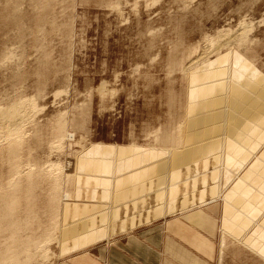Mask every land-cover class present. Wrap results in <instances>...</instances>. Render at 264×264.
Returning <instances> with one entry per match:
<instances>
[{
	"label": "rangeland",
	"instance_id": "obj_1",
	"mask_svg": "<svg viewBox=\"0 0 264 264\" xmlns=\"http://www.w3.org/2000/svg\"><path fill=\"white\" fill-rule=\"evenodd\" d=\"M43 2L0 0V108L10 111L24 101L29 103L30 116L24 125L23 150H10L7 140L0 138L2 208L7 209L8 202L11 206L14 193L26 194L25 181L31 171L34 180L42 172L45 177L32 186V190L38 188L33 192L38 202L33 203L37 217L29 221L32 230L24 222L17 236L30 243L39 240L38 244L29 243L28 250L21 247L19 255L13 247L17 242L12 244L10 238L8 250L14 249L16 255L8 260L5 253L0 264H57L61 260L67 249L61 252L62 241L76 229L68 228L70 215L79 216L88 209L73 203L89 197L77 190L86 171L98 169L106 173L104 186L112 184L102 195L109 199L105 216L95 223L104 225L109 238L115 187L165 176L163 183L172 196L181 187L176 184L178 178L209 164L205 160L215 151L222 158L226 154L224 164L228 162V155L239 150L226 146V140L230 143L245 133L262 141L253 144L261 154L253 152L250 161H255L252 171L261 164V179L259 188L252 190L242 187L241 177L230 186L231 191L217 196L225 202L226 213L217 264H264V101L258 100L264 89V0H48L45 7ZM239 96L251 99L252 115L250 111L230 127L202 132L191 141L186 130L195 128L198 111L205 109L202 113L210 120L223 98ZM12 157L13 161L19 157L20 171L27 178L14 176ZM51 165L60 168L57 176L50 173ZM11 176L14 179L9 180ZM53 178L60 180L59 186ZM7 179L13 186L8 187ZM19 179L22 185L23 180L27 183L24 188L15 181ZM239 187L243 191L235 203L231 200L240 193ZM124 210L132 212L130 207ZM22 211L18 212L21 220H28ZM232 217L237 225L231 223ZM87 219L74 220L84 223ZM95 224L90 226L95 228ZM1 227L0 253H4L12 232Z\"/></svg>",
	"mask_w": 264,
	"mask_h": 264
},
{
	"label": "crops",
	"instance_id": "obj_2",
	"mask_svg": "<svg viewBox=\"0 0 264 264\" xmlns=\"http://www.w3.org/2000/svg\"><path fill=\"white\" fill-rule=\"evenodd\" d=\"M255 142L262 141L249 133L230 140V143L226 140V146L235 145L239 152L228 155V162L224 164L226 154L222 158L220 151H215L205 160L209 164L203 165L205 161H202L198 169L185 175L187 177L178 178L176 184L181 187L173 191L172 196L171 189L163 183L165 176L115 187L109 238L102 228L104 225L95 223L105 216L104 205L109 204V199L102 195L112 184L104 186L102 177L106 173L98 169L86 171L85 175L89 177L85 176L77 190L86 191L85 196L89 197H81L73 203L88 209L80 211L79 216L70 215L73 219L68 228L76 226V229L62 241L61 252L65 247L67 249L57 264H217L218 238L226 220L225 202H220L217 196L230 190L241 177L242 187L259 188L261 164L252 171L255 161L250 162L253 152L259 153V149L253 147ZM243 159L246 164L242 163ZM93 176L94 181L87 182ZM239 190L231 201L236 203L241 198L243 188L239 187ZM129 207L132 212L126 213L124 209ZM79 217H86L88 221L76 223L74 219ZM235 220L232 217L233 225H237ZM227 221H231L230 217Z\"/></svg>",
	"mask_w": 264,
	"mask_h": 264
},
{
	"label": "bare ground",
	"instance_id": "obj_3",
	"mask_svg": "<svg viewBox=\"0 0 264 264\" xmlns=\"http://www.w3.org/2000/svg\"><path fill=\"white\" fill-rule=\"evenodd\" d=\"M37 1H41V0H37ZM43 1H46L45 3H47V1L48 0H43ZM41 3V2H40ZM44 3V2H43ZM45 3H44V6L43 7H45L46 5H45ZM154 3V2H153ZM16 21V20H15ZM18 24V23H17ZM19 28V27H18ZM40 33V32H39ZM26 34V33H25ZM226 44H228V43H226ZM7 55V54H6ZM3 58V57H2ZM243 59V58H242ZM211 86V85H210ZM210 89V88H209ZM260 92V94H259V97H260V99L258 98V100H260V102H263L264 101V89L262 90V91H259ZM228 98V97H227ZM251 100V99H250ZM250 100H248V98H246V99H244L242 96H239V97H236V98H234V100H227V99H225V98H223V100H221V104H220V106H219V104L217 105L218 106V108L217 109H215L214 108V112L212 113L213 114V116H211V117H213L212 119H210V120H207V118L204 116L205 114H203L202 112H203V110H205V109H199L200 110V112L198 111V113H196L198 116L196 117V119L197 120H195L196 122H200L201 124H200V126L202 127V130H200L199 131V128H198V123H196V126H195V128H193L192 127V129H190L189 128V130H188V128H187V132H186V134L188 133V131H189V133L187 134V135H189L188 137H190L191 138V141L193 140V141H195V137H198V135L199 134H202V132H204L203 134L204 135H206L205 133L206 132H212V131H214V130H219V128L220 129H223V128H225L226 126H229L230 125V123L232 122V121H236V120H238L237 118H240L241 116H244L245 114L246 115H248L249 114V112H250V114L249 115H252V111H253V104H251V101ZM215 101V100H214ZM31 102V101H30ZM14 103H15V101H14ZM14 103H12V104H14ZM220 103V102H219ZM258 104V103H257ZM26 105H29V103L28 104H26L24 101L23 102H20V103H15L12 107H10L11 109H10V111H9V109H8V111H6L7 109L4 107V109H2V108H0V129H3V130H0V131H2V133L0 134L1 136H0V138H5L6 140H7V143H8V145L10 146H8V148L10 149V148H12V149H10V150H12L13 151V149L14 150H18L19 151V149H22L23 150V146H24V144H23V140H22V138H24V134H25V132H24V130H25V127H24V125L26 124V122H27V119H28V117H30V116H28L27 115V109H26ZM205 105V104H204ZM258 106H260V105H258ZM3 107V106H2ZM28 107V106H27ZM31 107V106H30ZM255 107H257L256 105H255ZM255 107H254V110L256 111V109H255ZM203 108H205V107H203ZM6 109V110H5ZM5 110V111H4ZM258 110V109H257ZM258 112V111H257ZM257 112H254V114H256L257 115ZM259 112H260V110H259ZM211 114V115H212ZM253 114V115H254ZM245 115V116H246ZM195 118V117H194ZM193 121V120H192ZM61 125H62V123H61ZM182 127V126H181ZM230 127V126H229ZM178 130V129H177ZM179 131V130H178ZM224 131H225V129H224ZM173 132V131H172ZM217 132V131H216ZM180 133V132H179ZM222 133V132H221ZM27 134V133H26ZM171 134V133H170ZM169 134V135H170ZM176 134V133H175ZM223 134V133H222ZM24 135V136H23ZM172 135L174 136V134L172 133ZM181 135V134H180ZM23 136V137H22ZM171 136V135H170ZM205 137V136H204ZM27 138V137H26ZM174 138V137H173ZM187 138V137H186ZM172 139V138H171ZM199 139V138H198ZM207 139V138H206ZM24 140H26V139H24ZM160 140V139H159ZM174 140V139H173ZM175 140H177V142H178V139H175ZM179 140L181 141V138L179 137ZM197 140V139H196ZM179 141V142H180ZM206 141V140H205ZM24 142H26V143H28L27 141H24ZM176 142V141H175ZM174 143V142H173ZM2 144V143H1ZM181 144V143H180ZM179 144V145H180ZM192 144V143H191ZM204 144V143H203ZM5 145V144H4ZM7 145V144H6ZM176 145H177V143H175V147H176ZM190 145V144H189ZM198 146V145H197ZM174 147V148H175ZM194 147V146H193ZM3 149L5 148V147H2ZM177 148V147H176ZM182 148V147H181ZM7 149V148H6ZM5 149V150H6ZM9 149H7L8 150V153L10 152L9 151ZM29 149H31V148H29ZM194 149V148H193ZM198 149V148H197ZM100 150H102V149H100ZM21 151V150H20ZM2 152V151H1ZM1 152H0V154H1ZM4 152H7V151H4ZM25 152V151H24ZM23 152V153H24ZM31 152V151H30ZM198 152H199V150H198ZM14 153L15 154H17L15 151H14ZM14 153H12L11 152V154H14ZM99 153H101L100 151H99ZM18 154H19V152H18ZM105 154V153H104ZM6 155V154H5ZM23 155V154H22ZM102 155V154H101ZM8 157H11L10 156V153H9V156ZM13 157H14V155H13ZM13 157H12V160H11V158H10V160H11V170H12V173L14 174V176L15 175H17V176H19L20 175V177H17V178H23V176H21V174H23L21 171H20V169H21V167L19 166V161H18V159H19V157H18V159L17 160H14L13 161ZM98 157H100V155L98 156ZM103 159H104V157L103 156H101ZM0 158H1V156H0ZM15 159V158H14ZM9 160V159H8ZM10 160H9V162H10ZM20 160V159H19ZM2 161V160H1ZM13 161V162H12ZM4 162H5V160H4ZM26 162V161H25ZM24 162V163H25ZM80 162V161H79ZM2 163V162H1ZM28 163V162H27ZM9 164V163H8ZM37 164V163H36ZM89 164V163H88ZM21 165V164H20ZM31 164H29V166H30ZM46 165H48V164H46ZM80 165V164H79ZM78 165V166H79ZM33 166H34V164H33ZM49 166V165H48ZM28 167V166H27ZM47 167V166H46ZM83 167V166H82ZM9 168V169H10ZM35 168V167H34ZM33 168V169H34ZM41 168V167H40ZM32 169V170H33ZM49 169V168H48ZM50 169L52 170H50V173L52 172V174H53V172H54V174H55V171L58 173V171H57V169L59 170L60 168H56V165L54 166V165H51L50 166ZM90 169V168H89ZM10 171V170H9ZM24 171V170H23ZM29 171H31L30 169H29ZM28 171V172H29ZM37 171V170H36ZM26 172V171H25ZM32 172V171H31ZM30 172V173H31ZM6 173V172H5ZM9 174H10V172H8ZM29 173V175H31ZM40 173V172H39ZM46 173H49V172H46ZM82 173V172H81ZM4 174V173H3ZM36 174V173H35ZM40 174H42V177H44L43 176V172L42 173H40ZM40 174H36L37 176H39ZM61 174V173H60ZM5 175V174H4ZM23 175H25V177H26V174H23ZM28 175V174H27ZM27 176L26 178H27V180L25 181V182H28V186H27V188H28V190H26L27 192H25L26 194H20V193H14V195L13 194H11V195H13V204H12V202H11V206L9 205V202L8 203H5V204H7L8 205V207H7V209H3L2 208V205L3 204H0V228H2L1 227V224H2V226H3V229H5V232L6 231H8V232H12V233H10V234H12V235H10V236H12V237H7V239L9 240V243H10V240L12 239V241H11V243L13 244L14 242L16 243L17 242V246H16V244H13V245H15V246H13L14 248H15V252H17L16 254H19L20 255V252H21V249H23V248H26L27 250H28V248H30L29 247V245H31V243L27 240V242H25L22 238H20L21 239V241H23V242H20L19 243V241H18V239H17V236H18V234L20 235L21 234V230L23 229V227H24V225H26V227L28 226L29 227V229H28V227H27V229L31 232V230H32V224H31V222H32V220L34 219L35 220V218H33L34 217V215H35V213H34V204L33 203H36V205H37V202L38 201H36V199H38V197L36 198V196L34 195L36 192H37V189L38 188H36L35 190H36V192L35 193H33L35 190H32L33 188H32V186L34 187V185H35V181L37 180V179H33V176ZM36 175L34 176V177H36ZM45 175V174H44ZM56 175V174H55ZM54 175V176H55ZM85 175V174H84ZM41 176V175H40ZM40 176H39V180L42 182V180L43 179H45V177L44 178H40ZM46 176V175H45ZM49 176V175H48ZM51 177H52V175H50ZM57 176V175H56ZM80 176V175H79ZM16 177V176H15ZM51 177H49V179H51ZM85 177V176H84ZM100 176H98V178H99ZM7 178V177H6ZM38 178V177H37ZM55 178H57L58 179V177H55ZM94 178H95V176H94ZM9 180L10 179H14V178H12V176H11V178H8ZM7 179V180H8ZM48 179V180H49ZM54 179V178H53ZM8 180V181H9ZM39 180H37V181H39ZM102 180V179H101ZM15 181H20V179L19 180H15ZM45 181V180H44ZM55 181H57L56 179H54V181H53V183L55 182ZM93 182L94 180H93V177H92V179L91 180H89V181H87V182ZM99 181V180H98ZM7 182V181H6ZM10 182V181H9ZM11 182H12V180H11ZM9 183L8 184V187H9V185L10 184H12V186H13V184H14V182L13 183ZM25 182H24V180H23V185L25 184ZM59 182H60V180L58 181V182H55V184H57L58 186H59ZM3 182H1V184H2ZM5 183V182H4ZM21 183V185L20 186H22L23 187V185H22V182H19V184ZM40 183V182H39ZM52 182L50 181V184H51ZM52 183V184H53ZM0 184V185H1ZM37 184V183H36ZM49 184V185H50ZM54 184V185H55ZM25 185H27V183L25 184ZM38 185V184H37ZM37 185H35V187H37ZM4 186V185H3ZM11 186V187H12ZM15 186V185H14ZM40 186V185H39ZM21 187V188H22ZM34 187V188H35ZM57 187V186H56ZM56 187H54V188H56ZM15 188V187H14ZM18 188H20L19 187V185H18ZM24 188V187H23ZM58 189V188H57ZM10 190H11V188H10ZM21 190V189H20ZM19 190V191H20ZM2 191V190H1ZM6 191V190H5ZM8 191V190H7ZM18 191V192H19ZM22 191H24V190H22ZM9 192V191H8ZM10 193V192H9ZM5 194H7V192L5 193ZM41 194V193H40ZM1 195V194H0ZM43 195V194H42ZM4 196V195H3ZM2 196V197H3ZM9 196V195H8ZM38 196V195H37ZM19 197V198H18ZM8 198H10V196L8 197ZM8 198H7V201H8ZM0 199H1V197H0ZM3 199V198H2ZM6 199V198H5ZM5 199L3 200V201H5ZM12 199V198H11ZM40 200V199H39ZM36 201V202H35ZM0 202H2V200L0 201ZM6 202V201H5ZM3 203V202H2ZM19 204H20V206H19ZM4 206V205H3ZM6 206V205H5ZM5 208V207H4ZM17 208H18V210H17ZM26 208H28L27 210H25ZM53 208H56V204L54 205V207ZM20 209V210H19ZM35 209H36V207H35ZM23 210V211H22ZM51 210V209H50ZM53 210V209H52ZM20 211H22L23 213H25V218L26 217H28L27 219L28 220H24V219H22L21 220V218H23V217H21L22 216V214L20 215L18 212H20ZM37 212V211H36ZM50 212V211H49ZM53 212V211H52ZM51 212V213H52ZM18 213V214H17ZM37 214V213H36ZM53 214V213H52ZM18 215H20L19 217H18ZM39 216H40V213L38 214ZM51 215V214H50ZM55 215H56V213H55ZM36 217H37V215H35ZM21 217V218H20ZM51 217H52V215H51ZM50 218V217H49ZM19 220H21V221H19ZM33 220V221H34ZM41 220V219H40ZM23 221V222H22ZM29 221H31V222H29ZM26 223V224H22V223ZM35 222H38V221H35ZM52 222V221H51ZM53 223V222H52ZM39 224V223H38ZM45 224V223H44ZM40 225V224H39ZM52 225H54L55 226V224H52ZM34 226V225H33ZM25 228V227H24ZM55 228V227H54ZM27 229H25V231L27 230ZM41 229V228H40ZM49 229V228H48ZM20 230V231H19ZM27 230V231H28ZM34 230V229H33ZM2 231V230H1ZM4 231V230H3ZM18 231L20 232V233H18ZM36 231V230H35ZM39 231V230H38ZM5 232H3V233H5ZM23 233V232H22ZM47 234H49L48 233V231H47ZM46 234V235H47ZM52 234V233H51ZM8 235V236H9ZM30 235H31V233H30ZM37 235H38V233H37ZM23 236V235H22ZM29 236V235H28ZM43 236H44V234H43ZM48 236V235H47ZM19 237H21V236H19ZM24 237V236H23ZM32 237V236H31ZM40 237V236H39ZM49 237V236H48ZM4 238H6V237H4ZM11 238V239H10ZM15 239V240H14ZM19 239V240H20ZM28 239H30V240H32L31 238H28ZM7 240V241H8ZM46 240V239H45ZM6 241V240H5ZM6 241V242H7ZM14 241V242H13ZM33 241H34V239H33ZM39 241V240H38ZM38 241H34L33 243H35L36 242V244L35 245H37L38 243ZM44 241V240H43ZM49 241V240H48ZM6 242H2V245H3V243H6ZM46 242H47V240H46ZM8 243V242H7ZM11 243H10V245L9 244H6V247L7 246H9V247H12L11 246ZM23 244V245H21V246H19L20 244ZM25 243H27L26 245H24ZM30 243V244H29ZM32 243V244H33ZM48 243V242H47ZM19 244V245H18ZM29 244V245H28ZM19 246V247H18ZM28 246V247H27ZM41 246H43V245H41ZM5 247V248H6ZM9 247H7L6 249V252H2V253H0V254H5V253H7L8 255H9ZM17 247L20 249L21 247V249L19 250V249H17ZM31 247H33V245L31 246ZM4 249V248H3ZM10 249H12V248H10ZM25 249V250H26ZM13 251H14V249H12ZM12 250H11V252L10 253H12ZM29 250H31V249H29ZM4 251V250H3ZM18 251H19V253H18ZM1 252V251H0ZM7 254H5V255H7ZM15 253L13 252L11 255H10V257L7 255L6 256V259H8V258H12L13 257V255H14ZM15 254V255H16ZM5 255L4 256H2V255H0V257H2V259H1V261L3 260V258H5ZM16 257V256H15ZM9 260V259H8ZM17 260V259H16ZM0 261V262H1ZM14 262H15V259H14Z\"/></svg>",
	"mask_w": 264,
	"mask_h": 264
}]
</instances>
